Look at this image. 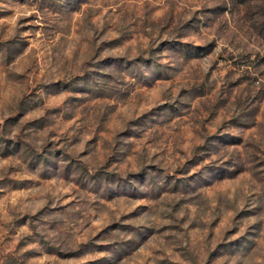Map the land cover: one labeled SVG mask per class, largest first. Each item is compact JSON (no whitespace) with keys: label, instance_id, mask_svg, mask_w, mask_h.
I'll use <instances>...</instances> for the list:
<instances>
[{"label":"rangeland","instance_id":"rangeland-1","mask_svg":"<svg viewBox=\"0 0 264 264\" xmlns=\"http://www.w3.org/2000/svg\"><path fill=\"white\" fill-rule=\"evenodd\" d=\"M0 264H264V0H0Z\"/></svg>","mask_w":264,"mask_h":264}]
</instances>
